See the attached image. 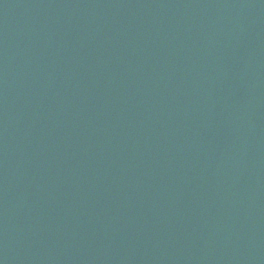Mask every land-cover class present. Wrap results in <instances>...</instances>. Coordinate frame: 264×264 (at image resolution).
Returning a JSON list of instances; mask_svg holds the SVG:
<instances>
[{
	"label": "water",
	"instance_id": "water-1",
	"mask_svg": "<svg viewBox=\"0 0 264 264\" xmlns=\"http://www.w3.org/2000/svg\"><path fill=\"white\" fill-rule=\"evenodd\" d=\"M0 264H264V0H0Z\"/></svg>",
	"mask_w": 264,
	"mask_h": 264
}]
</instances>
